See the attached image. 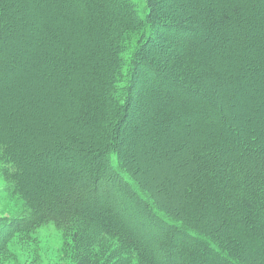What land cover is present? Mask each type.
I'll list each match as a JSON object with an SVG mask.
<instances>
[{"label": "trees", "instance_id": "16d2710c", "mask_svg": "<svg viewBox=\"0 0 264 264\" xmlns=\"http://www.w3.org/2000/svg\"><path fill=\"white\" fill-rule=\"evenodd\" d=\"M106 1L108 4L93 5L90 1V4H82V15L75 21L65 12L61 15L65 21H70V26L80 24L88 17L89 20H94L89 33L95 39L99 35L106 37L103 51L89 52L82 62L84 72L80 80L84 83L89 80L92 86H85L83 92L79 86L74 91V97L79 95L85 104L83 119L86 120L92 114L95 116V123L98 120L106 128L103 149L106 143H113L110 140L118 136L119 124L125 119V113H128L130 104L136 97L134 87L140 78L141 68H151L149 80L146 84L142 82L146 94L141 92L144 102L140 114L145 116L143 122L150 123L151 126H148L149 129L144 134L151 137L154 134V144L163 154L169 149L166 144L172 142L169 139L162 141L166 128L161 132L159 128L165 127L164 123L167 128L176 127L182 117L193 114L197 109L206 111L210 105L215 106L216 96H212L210 91L212 82L218 79L217 66H228L229 85L242 81L240 84L245 87L247 83V87L252 90L257 83H264V64L247 71L250 64L264 60V4H261L264 0H208L206 4L204 0H190L191 2L185 1L181 5L182 8L176 15H167L166 4L162 3L164 0H141L142 6L139 5L140 0ZM12 2L13 0H0V47L3 41L8 42V38L12 36L16 40L10 28H18L15 24L22 21L18 16L19 12L13 9ZM251 8L257 10V18L252 17V11L248 12ZM66 12L69 13L68 10ZM234 26L239 27L237 36L231 34ZM210 33L218 36V42L232 39L229 51L221 49L219 43L212 41V35H208ZM164 35L168 38L176 37L180 41L176 39L169 48L162 50L160 46L164 42ZM34 36L33 31L31 40L21 44L23 51L28 47H36L32 41ZM155 47L160 48L152 52ZM23 51L21 49V53ZM7 55L18 53L13 50ZM159 63L163 67L167 66L168 70H155L154 65L158 67ZM232 95L234 99L237 98V94ZM215 109L216 107L213 108L214 111ZM10 140L0 141V159L3 160L1 172L8 182L19 189L18 193L27 203L28 212L18 217H0V242L4 241L6 244L14 236L28 235L36 228L54 222L71 239L69 253L75 264H114L110 263L114 256L116 264H130L133 260L137 264H166L144 252L141 239L134 231L123 226L121 214H111L106 206L89 212L87 201L83 199L81 192L78 196V191L75 190L77 179L59 177L56 180L73 188L75 192L71 196L61 197L50 193L44 184L31 185L23 178L25 166L20 154L10 145ZM210 140L213 148L217 147L218 150L216 155L203 159L202 166L213 165L215 169L191 179L183 192V205L176 206L177 211L173 212L166 206L168 199L161 196V200L167 204L161 202L157 194L152 190L148 191L141 183L140 178L143 177L138 176V170L130 168L128 160L123 161L121 148L107 146L110 151L109 154L106 152L105 158L111 163L112 153H119L122 166L133 175L134 183L126 181L121 173L112 170L106 162L100 167L105 166L124 182L135 196L139 209L155 218L159 226L165 227L160 226L158 229L165 233L164 244L173 251L172 255L177 254L179 247L187 258H191L190 264H195L199 258L202 259V264H264V192L255 186L254 180L242 179L244 168L240 162H233L234 166L231 168H235L232 175L234 180L231 183L232 178L228 177L225 168L221 166V158L214 162L219 158L217 155L223 154L219 148L224 146L217 139ZM248 151L249 148L243 150L238 146L231 154L248 160ZM51 156H41L39 167L48 161L56 166V160ZM154 157V154H150L151 159ZM96 168L99 169V166ZM63 169L68 170L67 167ZM82 188L83 186L80 190ZM95 191L99 193L98 189ZM95 191L91 193L96 194ZM92 194L93 200L96 199L97 196ZM185 207L187 210L184 211ZM259 208L262 211L260 216L257 214ZM257 219H260L258 225L255 221ZM212 220L218 225H214ZM165 222L168 225H163ZM120 251L128 259L121 257ZM181 263L187 262L183 260Z\"/></svg>", "mask_w": 264, "mask_h": 264}, {"label": "rangeland", "instance_id": "374dc122", "mask_svg": "<svg viewBox=\"0 0 264 264\" xmlns=\"http://www.w3.org/2000/svg\"><path fill=\"white\" fill-rule=\"evenodd\" d=\"M89 1L93 5L108 4L106 0H13L11 3L14 4L13 9L19 12L18 16L22 21L15 24L18 28H10L16 40L12 36L8 38V42L3 41L0 47V141L11 139L10 145L20 154L25 166L23 178L31 185L44 184L50 193L61 197L71 196L75 192L73 188L66 187L62 181L56 180H59V177H73L78 180L75 181V190L78 191V196L81 192L83 199L87 201L89 212L104 209L102 207L106 206L111 214L123 216H119L123 226L134 231L141 239L146 254L157 257L166 264H182L183 260L190 264L191 258H187V255L180 251L181 248L177 247L179 251L172 255L173 251L164 244L165 233L158 229L161 225L156 223L155 218L139 209L135 196L125 183L105 166L100 167L106 162L112 170L121 173L126 181L131 184L135 182L133 175L123 168L119 153H112L111 163L106 160V152L109 154L110 151L107 146L113 145L123 150V161L128 160V166L138 170L136 173L139 177L142 175L143 179L140 178V181L148 191L152 190L160 200L161 196L168 199L167 205L162 200L161 202L168 206L171 212L177 211L176 206L183 205V192L191 183V179L194 180L205 171L215 169L213 165L202 166L203 159L216 155L218 150L217 147L213 148L210 138L217 139L218 143L224 146L219 148L223 154L217 155L219 158L214 162L221 158L219 161L223 162L221 166L225 168L228 177L232 178L234 175L235 168H231L234 166L233 162H240L244 168L242 179L254 180L255 186L264 192V83H257L252 90L247 87V83L245 87L240 84L242 81L229 85L228 66H217L218 79L212 82L210 91L212 96H216L215 106L210 105L206 111L195 110L193 114L182 117L176 127L167 128L164 123L165 127L159 128L160 132L166 128L162 141L169 139L172 142L166 144L169 149L163 154L154 144V134L152 137L144 134L151 126L150 123L143 122L145 116L140 114L144 102L141 92L146 94L142 82L146 84L149 80L151 68H141L140 78L134 87L136 97L130 104L128 113H125V119L119 124L118 136L110 140L113 143H106L103 149L106 128L98 120L95 123V116L92 114L86 120L83 119L82 110L85 104L79 95L74 97V91L81 86L80 91L83 92L85 86L92 84L89 80L87 83L80 80L84 72L82 62L89 52L103 51L106 37L99 35L95 39L89 33L94 20L91 21L88 17V21L84 20L72 26L70 21L68 23L61 17L65 12L69 18L77 20V17L82 15V4H90ZM185 1L190 0H164L162 3L166 4L167 15H176ZM203 2L206 4L208 0ZM142 4L140 0L139 5ZM68 7L69 9H66ZM250 11L252 17L257 18V10L251 8L248 12ZM100 26L101 24L98 29ZM238 28L232 27V36H237ZM33 31L35 36L32 41L36 47L25 49L24 46L23 51L21 44L31 40ZM208 35H212V41L219 43L221 49L229 51L232 39L218 42V36L214 37L212 33ZM166 36L164 35L161 48L155 47L152 52L159 48L165 50L173 41L179 40ZM13 50L18 55L8 56ZM14 58L16 59L13 60ZM262 61L250 64L247 71L263 66L264 60ZM91 65L93 66V63ZM157 66L154 65L155 70H168L163 64L159 63ZM132 75L133 70L130 71V78ZM242 93L245 97L240 95ZM232 94H237V98L234 99ZM72 106L77 109H72ZM238 146L243 150L249 148L248 160L231 154ZM50 154L56 160L57 167L49 161L39 167V158H50ZM150 154L155 157L151 159ZM2 166L3 160L0 159V217L25 215L28 212L27 203L18 193L19 189L5 179L1 172ZM96 166H99V169ZM63 167L68 170L65 171ZM54 176L56 179H53ZM233 180L232 178L231 183ZM97 189L99 193L95 191ZM93 191L96 194H92ZM91 194L97 196L96 199L93 200ZM257 214H262L260 208ZM255 221L256 225L260 223V219ZM212 223L218 225L213 220ZM3 242H0V264H75L69 253L71 239L54 222H48L28 235L14 236L6 244ZM120 253L121 257L128 259L122 251ZM110 263L116 264L115 256ZM130 264L137 262L133 260ZM195 264H202V259H197Z\"/></svg>", "mask_w": 264, "mask_h": 264}]
</instances>
